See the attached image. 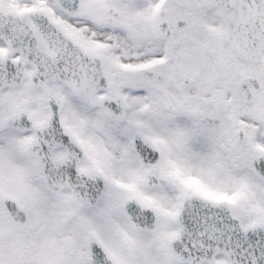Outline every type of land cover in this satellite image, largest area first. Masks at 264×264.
Here are the masks:
<instances>
[{
  "label": "snow or ice",
  "instance_id": "6c2138e0",
  "mask_svg": "<svg viewBox=\"0 0 264 264\" xmlns=\"http://www.w3.org/2000/svg\"><path fill=\"white\" fill-rule=\"evenodd\" d=\"M0 264H264V0H0Z\"/></svg>",
  "mask_w": 264,
  "mask_h": 264
}]
</instances>
